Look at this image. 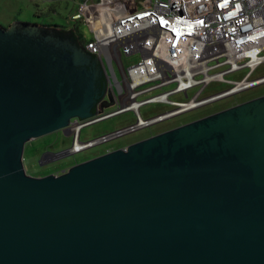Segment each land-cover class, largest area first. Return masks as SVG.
<instances>
[{
  "label": "water",
  "instance_id": "water-1",
  "mask_svg": "<svg viewBox=\"0 0 264 264\" xmlns=\"http://www.w3.org/2000/svg\"><path fill=\"white\" fill-rule=\"evenodd\" d=\"M49 30L0 25V264H264V94L33 176L25 143L94 115L106 88Z\"/></svg>",
  "mask_w": 264,
  "mask_h": 264
},
{
  "label": "built area",
  "instance_id": "built-area-1",
  "mask_svg": "<svg viewBox=\"0 0 264 264\" xmlns=\"http://www.w3.org/2000/svg\"><path fill=\"white\" fill-rule=\"evenodd\" d=\"M71 19L72 27L85 23L92 33L82 36L84 49L119 72L106 75L118 106L102 119L127 110L136 116L135 123L84 142L78 137L89 119L71 123L72 153L264 83V75L249 78L264 61V0H80ZM242 68L247 73L229 88L201 97L208 83L228 81L227 74ZM192 89L187 101L170 99L188 98ZM151 102L174 108L141 118L140 107Z\"/></svg>",
  "mask_w": 264,
  "mask_h": 264
},
{
  "label": "rangeland",
  "instance_id": "rangeland-1",
  "mask_svg": "<svg viewBox=\"0 0 264 264\" xmlns=\"http://www.w3.org/2000/svg\"><path fill=\"white\" fill-rule=\"evenodd\" d=\"M80 0H0V25L6 26L13 22H27V23H50L60 26L71 27L73 21L71 14L76 12L78 2ZM40 14L41 17H35ZM53 30V29H52ZM78 33L82 34L84 38L92 36L91 31L85 23L79 25ZM137 60L134 57L130 60H123L124 65H128ZM114 63L116 76L119 72ZM248 69L242 68L225 76L228 81H211L201 94V97L207 96L229 88L232 85L230 81L240 80ZM264 75V61L258 64L250 74V79ZM195 92L192 89L188 92V98L175 95L170 97L176 101H187ZM264 94V83L233 94L212 103L205 104L195 109L185 111L175 115L166 120L154 123L150 126L139 128L133 132L126 133L121 136L114 137L105 142L98 143L89 149L82 150L76 153H69L68 155L52 160V153L65 149L71 145L72 137L66 136L62 131L50 132L41 136L30 139L24 145L23 149V165L25 172L33 176H43L49 173H60L61 170H66L75 163L84 161L95 155L102 154L106 151L120 148L132 144L140 139L148 137L153 133H158L180 124L201 118L225 107L231 106L234 103L242 102L247 99ZM111 106L108 110L113 109ZM174 108L173 105L161 102H151L140 107L139 113L141 118H149L168 111ZM107 110V111H108ZM136 122L135 113L132 110L123 111L114 116L98 120L83 126L79 133V141L84 142L90 139L98 138L102 135L109 134L116 129L124 128ZM57 141V142H53ZM50 142V145H47ZM59 142V143H58ZM52 143V145H51ZM51 147L49 154L41 153L42 148ZM56 150V151H55ZM45 154V156H43Z\"/></svg>",
  "mask_w": 264,
  "mask_h": 264
},
{
  "label": "flooded vegetation",
  "instance_id": "flooded-vegetation-1",
  "mask_svg": "<svg viewBox=\"0 0 264 264\" xmlns=\"http://www.w3.org/2000/svg\"><path fill=\"white\" fill-rule=\"evenodd\" d=\"M35 17H38V18H40L41 17V15L40 14H36L35 15ZM13 23H18L19 25H24V24H30V25H34V26H37V27H39V28H43L44 30H48V29H53V30H49V31H61V32H64V33H67V32H71L70 31V28L69 27H66V26H60V25H55V24H50V23H27V22H21V21H19V22H13ZM12 23H10V24H8V25H6V26H3V27H9L10 25H11ZM2 26V25H1ZM77 41V43H78V45L83 49V51L85 52V53H87V54H89V55H92V54H90V53H88L85 49H84V46H83V43L80 41V40H76ZM100 64V63H99ZM100 67H101V69H102V72H103V75H104V78H105V80H106V88H105V92H104V95L102 96V98L95 104V111H96V113L94 114V115H91L90 117H88V118H86V119H91V118H93V117H95V116H99V115H101V114H104V113H107V112H111V111H113V110H115L116 108H117V99H115L114 97H113V95H112V91H111V89H109L108 88V81H107V77H106V75H110V76H113L114 75V73L115 72H113L112 71V68L111 67H109V66H102L101 64H100ZM116 74V73H115ZM255 86H258V85H255ZM255 86H253V87H255ZM250 88H252V87H250ZM249 89V88H248ZM246 90V89H245ZM242 91H244V90H242ZM241 92V91H240ZM239 93V92H238ZM235 94H237V93H235ZM261 95H263V94H261ZM109 96H111V99H110V97ZM260 96V95H259ZM257 97V96H256ZM254 98V97H253ZM251 99V98H250ZM248 100V99H247ZM246 101V100H245ZM243 102V101H242ZM111 103H114L113 105H111ZM237 103H240V102H237ZM237 103H234L233 105H235V104H237ZM111 106H115L113 109H110V110H108ZM232 106V105H231ZM228 107H230V106H228ZM225 108H227V107H225ZM224 109V108H223ZM100 110H102V112H100V113H98V111H100ZM108 110V111H107ZM219 111V110H218ZM114 115H116V114H112V116H114ZM168 119V118H167ZM81 120H85V119H81ZM164 120H166V119H164ZM76 121H79V119H78V117H73V118H71L70 119V121H69V124H68V126H66L65 127V129L64 130H55V131H53V132H58V131H62L66 136H70V137H72V133H71V130H70V128H69V126L71 125V123H73V122H76ZM163 121V120H162ZM154 123H157V122H152V123H147V124H144V125H140V126H138V127H136L133 131H135V130H137V129H139V128H143V127H147V126H150V125H152V124H154ZM133 131H130V132H133ZM165 131V130H164ZM162 132V131H161ZM126 133H129V132H126ZM126 133H124V134H126ZM158 133H160V132H158ZM124 134H122V135H124ZM155 134H157V133H153V134H151V135H155ZM151 135H149V136H151ZM148 136V137H149ZM114 138V137H113ZM146 138V137H145ZM110 139H112V138H110ZM107 140H109V139H107ZM106 140V141H107ZM53 142H57V141H53ZM102 142H105V141H102ZM59 143V142H58ZM98 143H101V142H98ZM98 143H96V144H98ZM96 144H94V145H96ZM47 145H50V142L47 144ZM51 145H52V143H51ZM71 145H72V140H71ZM71 145L70 146H68V147H66L65 149H68V152L67 153H71L72 154V152L70 151V148H71ZM94 145H91V146H88V147H85V148H83L82 150H86V149H89L90 147H92V146H94ZM124 147V146H123ZM49 150H51V151H53L52 149H51V147H48V146H45V147H43L42 148V151H41V153H44V152H46L45 154H49L50 152H49ZM63 150V149H62ZM81 150V151H82ZM56 151V150H55ZM59 151H61V150H59ZM56 152H58V151H56ZM63 153H65V152H60L59 153V155H62ZM45 154H43V156H45ZM100 155V154H99ZM52 156H55L53 153L51 154V157ZM95 156H97V155H95ZM94 157V156H93ZM92 158V157H91ZM89 159V158H88ZM63 170H61V172H62ZM54 173V172H53ZM59 173V172H58ZM58 173H56L55 172V174H58Z\"/></svg>",
  "mask_w": 264,
  "mask_h": 264
},
{
  "label": "trees",
  "instance_id": "trees-1",
  "mask_svg": "<svg viewBox=\"0 0 264 264\" xmlns=\"http://www.w3.org/2000/svg\"><path fill=\"white\" fill-rule=\"evenodd\" d=\"M70 31L75 36L76 40H80L83 43L84 39L82 37V34L78 33V27L76 24L74 25V27H72V29H70Z\"/></svg>",
  "mask_w": 264,
  "mask_h": 264
},
{
  "label": "bare ground",
  "instance_id": "bare-ground-1",
  "mask_svg": "<svg viewBox=\"0 0 264 264\" xmlns=\"http://www.w3.org/2000/svg\"><path fill=\"white\" fill-rule=\"evenodd\" d=\"M79 143H77V145H78ZM76 148H79V146H76Z\"/></svg>",
  "mask_w": 264,
  "mask_h": 264
},
{
  "label": "crops",
  "instance_id": "crops-1",
  "mask_svg": "<svg viewBox=\"0 0 264 264\" xmlns=\"http://www.w3.org/2000/svg\"><path fill=\"white\" fill-rule=\"evenodd\" d=\"M70 29H72V25H71V27H69Z\"/></svg>",
  "mask_w": 264,
  "mask_h": 264
}]
</instances>
